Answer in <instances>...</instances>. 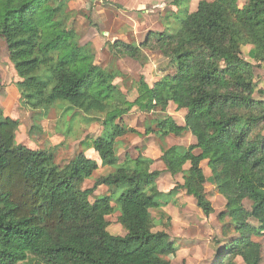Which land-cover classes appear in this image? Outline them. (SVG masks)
I'll list each match as a JSON object with an SVG mask.
<instances>
[{"label":"trees","instance_id":"1","mask_svg":"<svg viewBox=\"0 0 264 264\" xmlns=\"http://www.w3.org/2000/svg\"><path fill=\"white\" fill-rule=\"evenodd\" d=\"M68 1L0 0V37L20 79L22 103L74 111L88 121L100 117L103 132L91 146L114 171L81 189L97 168L94 159L80 151L54 165L49 150L16 141L19 123L0 109V264H172L163 256L175 255L176 247L167 232L153 230L151 214L166 203L155 184L161 171L139 157L118 164L116 139L134 131L123 116L135 106L159 113L154 123L161 136L194 138L187 147L161 146L160 160L170 175L189 165L174 188L209 216V170L226 201L218 218L227 238L211 264H235L237 257L261 264L262 247L253 237L264 236V101L253 97V66L241 48L250 44L252 57L264 59V0H248L242 8L237 0H200L194 11L189 0H172L177 11L173 20L166 17L164 30H148L138 44L113 40L114 56L144 63L149 50L168 60L170 71L152 86L139 77L133 101L114 83L115 71L95 63L90 42L81 43L68 25ZM169 102L187 110L184 125L166 113ZM99 186L110 193L91 201ZM111 201L126 229L123 236L107 230Z\"/></svg>","mask_w":264,"mask_h":264},{"label":"rangeland","instance_id":"2","mask_svg":"<svg viewBox=\"0 0 264 264\" xmlns=\"http://www.w3.org/2000/svg\"><path fill=\"white\" fill-rule=\"evenodd\" d=\"M199 1L189 0V11H194ZM247 2L248 0H237V5L242 8ZM174 11H177V7L173 5L172 0H69L63 13L67 15L68 25L79 34L80 42H90L95 63L108 70H114L116 73L114 83L121 87L129 101H133L137 96V80L140 76H144L142 75L143 72L150 80H153L160 73L164 74L170 71L168 60L158 52L144 50L148 58L147 67L144 71L141 62L127 56H114L109 45L115 39L138 44L143 40L148 30H164L166 17L168 16L169 20H173L171 19V12ZM173 29L170 28L171 31ZM241 51L243 59L253 66V83L255 86L253 97L264 101V59L255 60L252 57L253 47L250 44L243 45ZM149 70H151L150 73H148ZM18 80L20 79L8 58L6 44L0 37V109L4 115L18 121L16 141L31 149L49 150L52 154V163L56 166L63 165L77 153L84 151L88 157L95 160L97 168L93 176L82 181L81 189L91 187L97 176L107 175L114 171L113 167L98 158L91 146V140L103 132L100 117L94 116V120L88 121L81 114L75 115L74 111L64 113L59 107H50L49 110L44 107L31 108L22 103L21 94L16 87ZM186 112V109L177 108L173 102H169L166 107V113L179 126L184 125ZM156 117H159L157 111L146 113L136 106L123 116L124 124L133 128L134 131H128L116 139L118 164L128 165L130 160L133 161L138 157L150 160L149 168L161 171L155 180V184L156 188L163 193L161 200L166 203L164 204L162 201V204L168 205L163 209L164 212H168L163 216V222L166 223L164 227H167L168 223L170 230L179 234L185 231L190 234L191 232L193 234L200 232L202 235L206 234L207 242L210 240L213 246L218 245L227 238L221 231L224 222L218 218L220 212L225 209L226 201L217 192L209 174L208 182L207 180L205 182V193L212 203L213 212L205 221L201 211L199 210L198 213L196 205L192 204L193 199L188 197L189 195L183 189L174 188L177 184L183 183V175L189 165L187 163L183 170L176 175H170L160 160L161 146L179 145L187 147L192 144L191 135L188 133L187 136L184 134L181 136L174 134L161 136L154 123ZM194 152L197 153L198 151L195 150ZM109 193L108 187L101 186L94 191L90 200L94 201L96 197ZM174 198L177 201H174ZM187 200H189V205ZM111 205L114 209L105 217L107 230L113 235L123 236L126 234V229L118 221L120 215L118 207L114 201H111ZM244 205L248 208L250 202L245 200ZM159 209L151 210L154 218V231L163 228L155 220L159 216ZM169 214L175 216L176 224L172 222ZM250 221L252 224H256L255 220L251 219ZM253 238L261 244V264H264V236ZM198 250H200L199 247L196 251ZM195 255L197 256L190 254L197 264L199 257L196 252ZM165 256L167 258L172 257V255ZM183 256L185 257V255Z\"/></svg>","mask_w":264,"mask_h":264},{"label":"crops","instance_id":"3","mask_svg":"<svg viewBox=\"0 0 264 264\" xmlns=\"http://www.w3.org/2000/svg\"><path fill=\"white\" fill-rule=\"evenodd\" d=\"M162 31V30H161ZM145 37V36H144ZM144 39V38H143ZM146 62L147 61H144V63H141V65H143V70L145 71L146 70ZM146 66H145V65ZM151 70H149L148 73H150ZM144 75L143 77H145V81L150 85L152 86L153 83L155 81H157L160 76L162 75L161 73L159 74V76L155 77V79L153 80H150L148 78V76L143 72ZM151 81V82H150ZM188 133H185L184 136H187ZM190 139H191V142L194 143V138L192 136H190ZM197 151V150H196ZM206 173H207V182H208V179H209V170H205ZM101 187V186H99ZM98 187V188H99ZM215 187V186H214ZM188 197H191V199H193L192 196H188ZM176 200V198H174V201ZM163 201V200H162ZM177 201V200H176ZM188 201V205H189V200ZM178 204V202H177ZM193 205H196L195 204V200L193 199V202H192ZM188 205H185V206H188ZM168 206V205H166ZM165 205H162L160 207V209L158 210L159 211V216H157L155 218L156 222H159L163 228L161 230H164L165 232L168 233L170 239L172 240L173 244H175V247H176V252H175V255H173L172 257L170 258H167L166 256H163L165 259H168L172 262V264H176L177 262H179V264H195V262L193 261V257L190 256V254L194 255L195 257L197 255H195V252L198 254V257H199V260H198V263L197 264H200V263H206L207 264H211L212 261L214 260V254H215V251L218 247V245H215L213 246V244H211L210 240H208L207 242V238H205V235H202L200 232L199 233H188V231H185L184 233L182 232L181 234H179L178 232H174V230H170V227H169V224L167 223V227L164 225L166 224L165 222H163V216L164 214L167 212L165 211L164 212V208L166 207ZM197 207V206H196ZM162 208V210H161ZM196 209H198V213H199V208L197 207ZM201 211V210H200ZM168 213V212H167ZM166 213V214H167ZM202 215L204 216V220L207 221L208 217L212 214H210L209 216H205L203 214V212L201 211ZM200 213V214H201ZM170 215V214H169ZM171 216V215H170ZM199 216V215H198ZM172 218V222L174 224H176L175 222V216H171ZM172 229V228H171ZM156 231V230H155ZM225 241V240H224ZM224 241L221 242L224 243ZM197 247L200 248V250L196 251ZM186 253V254H184ZM185 255V257L183 256ZM213 257V258H212ZM212 259V260H211ZM210 260V261H209ZM241 263H244L240 257H237L236 260H235V264H241Z\"/></svg>","mask_w":264,"mask_h":264}]
</instances>
